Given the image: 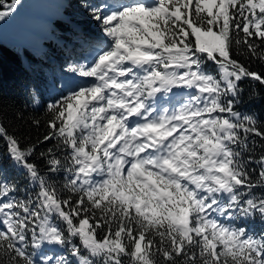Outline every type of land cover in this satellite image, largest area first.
Masks as SVG:
<instances>
[{
  "label": "snow or ice",
  "instance_id": "6c2138e0",
  "mask_svg": "<svg viewBox=\"0 0 264 264\" xmlns=\"http://www.w3.org/2000/svg\"><path fill=\"white\" fill-rule=\"evenodd\" d=\"M93 7L108 43L37 141L60 181L0 124L32 185L0 176V264H264V121L238 110L264 86V0Z\"/></svg>",
  "mask_w": 264,
  "mask_h": 264
},
{
  "label": "trees",
  "instance_id": "16d2710c",
  "mask_svg": "<svg viewBox=\"0 0 264 264\" xmlns=\"http://www.w3.org/2000/svg\"><path fill=\"white\" fill-rule=\"evenodd\" d=\"M101 1L46 0V8L41 10L29 0H18L16 11L8 16L9 28L14 31L0 27V124L22 145H36L31 162L40 166L42 174L51 175L56 181L61 177L46 173L39 155L51 144L37 141L47 131L50 115L47 105L69 92L62 86V80L74 77L73 67L78 68L85 52L101 42L103 32L90 13V8ZM75 18L82 20L80 29L74 27L78 23ZM251 67L264 71V65L259 62H253ZM241 87L244 91L238 110L264 121V86L245 79ZM253 88L259 95L250 99ZM33 121H39V126ZM0 176L32 187L25 180L24 171L13 163L4 138H0ZM249 228L259 232L264 230V225L258 220L250 221Z\"/></svg>",
  "mask_w": 264,
  "mask_h": 264
},
{
  "label": "rangeland",
  "instance_id": "374dc122",
  "mask_svg": "<svg viewBox=\"0 0 264 264\" xmlns=\"http://www.w3.org/2000/svg\"><path fill=\"white\" fill-rule=\"evenodd\" d=\"M29 1H31V2H33V3H35L41 10H44V8H46V5H45V1L46 0H29ZM106 2V0L105 1H101L100 2V4L99 5H103L104 3ZM107 3V2H106ZM37 10L38 9H34L33 11L34 12H37ZM93 10H94V7H91L90 8V13H91V18L92 19H94L93 18V15H92V13H93ZM40 11V10H39ZM41 12V11H40ZM72 16H76V15H74V14H72ZM71 16V17H72ZM75 20L78 22L76 25H74V27L76 28V29H80V25H81V23H82V20L80 21V19H78V18H75ZM96 22V21H95ZM11 26V22H10V20L8 19V17H6L4 20H0V27L1 28H3V29H8V30H10V32H13L14 31V29L12 28H9ZM101 40L104 42V43H99V44H101V45H103V46H105L107 43H108V40H107V38L104 36V34L103 35H101ZM96 47V46H95ZM95 57H96V54H95ZM94 59V58H93ZM93 59H91V60H89V61H87L86 59H83V60H81L80 62H79V65H78V67L79 66H81V65H90L91 64V62L93 61ZM91 82V78H84V77H81V76H79V74H78V71H76V73H75V76L73 77V78H70V79H68V78H64L63 80H62V86L63 87H66V88H72L73 86L75 87V86H81V85H87L88 83H90ZM181 95H183V94H181ZM13 163L15 164V162L13 161Z\"/></svg>",
  "mask_w": 264,
  "mask_h": 264
}]
</instances>
